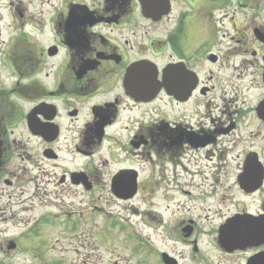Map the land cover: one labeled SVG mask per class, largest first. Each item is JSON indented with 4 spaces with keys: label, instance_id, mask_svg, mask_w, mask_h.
Instances as JSON below:
<instances>
[{
    "label": "flooded vegetation",
    "instance_id": "obj_1",
    "mask_svg": "<svg viewBox=\"0 0 264 264\" xmlns=\"http://www.w3.org/2000/svg\"><path fill=\"white\" fill-rule=\"evenodd\" d=\"M0 186L143 203L142 264H264V0H0Z\"/></svg>",
    "mask_w": 264,
    "mask_h": 264
},
{
    "label": "rangeland",
    "instance_id": "obj_2",
    "mask_svg": "<svg viewBox=\"0 0 264 264\" xmlns=\"http://www.w3.org/2000/svg\"><path fill=\"white\" fill-rule=\"evenodd\" d=\"M21 190L0 186V264H142L144 255L136 254L134 247L148 253L154 240L153 224L142 213L144 204L135 199L102 203L100 210L95 201L84 208L83 217L76 214L75 221L58 218L45 223L42 216L52 211L47 204L43 210L41 203H49L53 190L42 187L36 195L30 187L23 194ZM76 196L53 199L64 205L57 203L58 212L73 204L79 209V191ZM153 262L151 256L148 264Z\"/></svg>",
    "mask_w": 264,
    "mask_h": 264
},
{
    "label": "water",
    "instance_id": "obj_3",
    "mask_svg": "<svg viewBox=\"0 0 264 264\" xmlns=\"http://www.w3.org/2000/svg\"><path fill=\"white\" fill-rule=\"evenodd\" d=\"M14 246L13 244H11V247Z\"/></svg>",
    "mask_w": 264,
    "mask_h": 264
}]
</instances>
